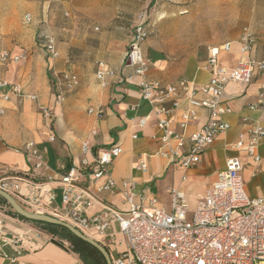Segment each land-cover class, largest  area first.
Returning a JSON list of instances; mask_svg holds the SVG:
<instances>
[{"label":"crops","instance_id":"crops-1","mask_svg":"<svg viewBox=\"0 0 264 264\" xmlns=\"http://www.w3.org/2000/svg\"><path fill=\"white\" fill-rule=\"evenodd\" d=\"M11 2L15 6L33 10L36 15L40 14L42 9V21L48 24V13L53 0ZM5 8L7 3L0 0V9ZM27 12L34 15L32 11ZM65 13H69L70 16L65 17ZM62 16L71 18L72 10L65 8ZM94 31L98 32L99 27L94 26ZM241 34L242 32L236 40L226 41L231 43V50L220 54V66L232 70L240 61L264 60V42L257 38L255 49L243 54ZM38 37L40 47L45 50L40 36ZM223 43L209 46L207 50L200 52L201 56L192 54L182 60L171 61L148 41L143 46L150 67L147 78L167 86L176 85L182 79H188L195 87L204 86L212 77L211 68L207 64L209 50ZM57 48L60 55L54 61L49 59L46 50L47 60L42 53H37L39 52L37 49L31 51L34 52V56H30L31 52L28 49H16L13 52L7 51L11 55L8 62L4 64L0 62V83L7 82L11 86H18L23 93L19 95L10 87H0V112H3L0 114V181L8 179L11 183L21 186L19 192L10 194L24 209L33 213L52 215L54 208L62 206L64 188L60 184V176L70 167L81 165L85 158L82 150L85 142L89 144L93 155L111 146H121L122 155L115 159L109 168L113 177L119 182L131 183L136 195L151 194L157 199L159 206L166 210H171L172 188H182L189 198L191 210H194L199 198L216 182L218 173L225 168L228 159L235 157L243 164L242 177L249 196L264 197V166L258 170L246 147L236 148L241 137H244L247 143V133L253 125L258 124L264 128V111L250 108L257 102V94L264 83V70L256 72L253 82L249 85L241 83L227 85L222 106L230 110V113L223 116V120L230 124L229 130L215 139L197 167L189 171L172 170L168 160L155 155L160 145L161 133L156 128L157 118L153 106L141 99L139 86L141 78L134 75L126 61L128 44L118 55L109 52V47H103L94 64H87L86 73L81 71V68L66 65L69 61L68 56L60 50L58 43ZM22 56L23 58L15 60L16 57ZM25 56L28 59H24ZM85 57L84 55L83 58ZM60 58H64L65 61ZM97 61H104L115 72L113 77L107 79V86L102 85L96 78ZM60 66L66 69L61 71ZM68 68L72 71H68ZM49 69L56 75L57 90L58 79L63 80L65 74L76 75L79 79L78 85L66 92L67 99L63 103H58L57 94L53 96L51 93L48 83L51 73ZM30 96H36L38 99L34 101ZM182 104L184 105L185 101ZM164 106L171 107V102L164 103ZM36 107L40 111L41 107L49 109L52 117H45L42 111L41 115L38 114ZM90 110H94L95 113L90 114ZM143 118L148 120L146 125L141 127L140 121ZM206 119V111L199 110L196 121L186 128L185 134L188 136L200 130ZM54 120L55 129L52 128ZM173 121V129L181 132L179 116ZM135 134L138 136L137 139L133 138ZM51 135L55 137L54 142L49 140ZM27 142H35L42 150L48 163V170L37 169L35 161L21 152ZM189 145L187 143L184 150L188 149ZM256 152L264 162V137L258 141ZM145 156H148V170L139 171L135 167ZM184 176L187 177L186 181H183ZM102 182L103 180L94 187L89 186L86 179L78 183L79 187L93 193L100 202L89 215L101 212L104 204L118 211H125L126 205L121 194L99 192L98 185ZM32 186L38 188L40 203L30 204L28 201L29 189ZM52 194L54 199L51 197ZM93 239L103 245L106 244L111 257L117 255L120 247L114 241L111 239L101 241L97 237ZM120 240L122 237L118 236V241ZM0 264L85 263L79 255L70 250L68 242L59 244L53 235L41 230L36 224L0 210Z\"/></svg>","mask_w":264,"mask_h":264},{"label":"built area","instance_id":"built-area-1","mask_svg":"<svg viewBox=\"0 0 264 264\" xmlns=\"http://www.w3.org/2000/svg\"><path fill=\"white\" fill-rule=\"evenodd\" d=\"M53 2L59 4L63 0ZM69 16V13H65V17ZM35 21L31 12L24 14V25H33ZM149 36L147 17L141 14L128 43L126 61L134 75L141 78V99L154 108L156 128L161 133L155 155L168 160L172 170L189 171L200 164L215 139L230 128V124L223 120L230 110L222 106L227 85L251 84L256 72L264 70V60L240 61L232 70L222 67L219 64L220 54L231 50V43L226 42L209 50L207 64L212 77L208 84L195 87L188 79H182L176 85L167 86L147 78L150 67L143 46ZM41 37L49 59L56 60L60 53L55 36L47 32ZM240 44L243 54L255 49L257 36L249 26L243 28ZM21 58L23 56L15 60ZM10 59L7 51L0 53L2 64ZM96 66L97 80L107 86V79L115 75L114 70L104 61H97ZM58 83L56 100L63 103L66 92L75 88L79 79L76 75L65 74L63 80L58 79ZM0 87H10L15 93L23 95L18 86H11L7 82H1ZM30 98L34 101L38 99L36 96ZM257 98V102L250 106L251 110L264 111V83ZM166 102H171V107L164 106ZM201 109L207 113L206 123L200 130L187 136L186 128L196 121ZM41 111L45 117H52L49 109L41 107ZM89 113L95 111L90 110ZM178 116L181 132H176L172 127L173 120ZM147 120L143 118L140 126L144 127ZM263 137L264 128L255 124L247 133V143L241 137L236 145V148L246 147L258 170L264 166L256 152L257 143ZM133 138L137 139L138 136L135 134ZM49 140L54 142V135ZM187 143L190 145L184 150ZM82 150L85 158L81 165L70 167L60 176V184L64 188L62 206L54 208L52 216L69 223L90 238L97 237L101 241L111 239L118 244L120 249L116 257H111L113 264H264V197L251 198L247 193L242 177L243 164L239 158L228 159L225 168L218 173L216 182L199 198L194 210H191L189 198L182 188L170 190L171 210H166L151 194L136 195L131 183L119 182L113 177L109 168L122 155L121 146H111L93 155L85 142ZM21 152L35 161L37 169H49L44 153L35 142H27ZM147 159L148 156L141 158L135 168L147 171ZM85 179L92 187L103 180L98 185L99 192L121 194L126 210L118 211L104 204L101 212L90 216L89 212L100 202L93 193L79 187L78 183ZM186 180L184 176L183 181ZM0 189L9 193L19 192L21 186L4 179L0 181ZM37 189L36 186L29 189L30 204L41 202ZM51 197L54 199L53 194ZM118 236L122 240L118 241Z\"/></svg>","mask_w":264,"mask_h":264},{"label":"rangeland","instance_id":"rangeland-1","mask_svg":"<svg viewBox=\"0 0 264 264\" xmlns=\"http://www.w3.org/2000/svg\"><path fill=\"white\" fill-rule=\"evenodd\" d=\"M5 3L7 8L0 9V52L37 49L47 60L38 36L49 31L68 56L66 65L81 68L85 73L87 64H94L103 47H109V52L116 55L126 48L141 14L146 15L150 30L146 43L151 42L171 61L192 54L201 56L200 52L209 46L236 40L246 26L264 42V0H63L61 4L51 3L48 24L42 21V9L36 15L31 9L13 5L11 0ZM65 8L72 10L71 18L62 16ZM27 11L34 13L35 24L24 25L22 17ZM94 26L99 27L98 32ZM65 69L60 66L61 71ZM50 71L48 83L54 96L58 91L57 81L55 73ZM36 110L41 115L37 107ZM55 124L54 120L53 129ZM0 210L7 212L9 207L1 206Z\"/></svg>","mask_w":264,"mask_h":264},{"label":"trees","instance_id":"trees-1","mask_svg":"<svg viewBox=\"0 0 264 264\" xmlns=\"http://www.w3.org/2000/svg\"><path fill=\"white\" fill-rule=\"evenodd\" d=\"M1 206H8L9 210L7 212L13 216L41 226L45 231L53 235L54 238H58L57 243L62 244L65 241L68 242L70 250L79 255L85 264H107L104 256L96 248L74 236L67 228L27 220L15 213L2 197H0V208Z\"/></svg>","mask_w":264,"mask_h":264},{"label":"water","instance_id":"water-1","mask_svg":"<svg viewBox=\"0 0 264 264\" xmlns=\"http://www.w3.org/2000/svg\"><path fill=\"white\" fill-rule=\"evenodd\" d=\"M0 197L6 200V202L11 206L12 210L15 213H17L19 216L27 220L35 221V222H42V223H47L50 225L62 226L64 228H67L74 236H76L77 238L87 242L88 244L96 248L104 256L107 264H113L110 253L107 250L105 245L99 243L97 240L93 238H90L84 235L82 232L74 228L69 223L64 222L63 220L58 219L52 215L33 213V212H30L24 209L9 192H6L2 189H0Z\"/></svg>","mask_w":264,"mask_h":264}]
</instances>
